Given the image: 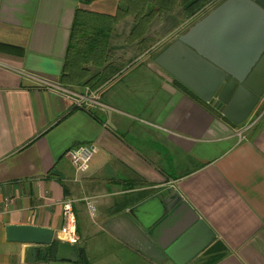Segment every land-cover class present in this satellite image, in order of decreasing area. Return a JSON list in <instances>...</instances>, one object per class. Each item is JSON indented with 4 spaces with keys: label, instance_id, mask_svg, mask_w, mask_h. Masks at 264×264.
<instances>
[{
    "label": "crops",
    "instance_id": "1",
    "mask_svg": "<svg viewBox=\"0 0 264 264\" xmlns=\"http://www.w3.org/2000/svg\"><path fill=\"white\" fill-rule=\"evenodd\" d=\"M126 1L0 0V264H81L7 239L8 227H35L63 243L64 201L72 202L88 264H264V94L236 126L200 98L214 72L178 59L176 78L155 64L227 0H209L190 19L180 6L157 13L148 4V42L129 39L135 13ZM77 12L127 16L108 43L104 74L115 72L95 91L61 83ZM158 33L165 35L154 40ZM262 33L256 14L233 4L194 42L228 68L248 58ZM102 71L90 67L91 76ZM259 116L239 141L238 128ZM79 145L97 148L84 174L67 157ZM166 190L213 238L195 231L182 239L192 216L180 207L164 213Z\"/></svg>",
    "mask_w": 264,
    "mask_h": 264
},
{
    "label": "water",
    "instance_id": "2",
    "mask_svg": "<svg viewBox=\"0 0 264 264\" xmlns=\"http://www.w3.org/2000/svg\"><path fill=\"white\" fill-rule=\"evenodd\" d=\"M233 4L242 5L247 10L255 13L263 28V33L258 36L256 47L243 63L227 68L223 65L221 58L211 55L210 52L203 49V43L200 41L195 43L194 40L214 16ZM178 59L196 63L198 68L209 71L212 75L214 72V83L212 77L208 94L200 95V98L206 103L212 102L213 107L234 125L238 126L244 123L264 94V0H227L222 7L194 24L186 33L180 35L173 44L156 58L155 64L178 78L176 73L171 70ZM261 72L263 75H261ZM259 75H261V78L257 79ZM167 195L169 196L165 200L167 207L164 213L173 207H180L187 210L192 216L191 228L185 230L184 234L181 235L182 239L195 231L209 234L213 238L206 224L200 220L177 193L173 190H166L159 197L163 198ZM6 232L7 239L12 242L45 247H50L53 244L54 231L52 230L35 227H8ZM55 259L58 262L77 263V245L58 244Z\"/></svg>",
    "mask_w": 264,
    "mask_h": 264
},
{
    "label": "trees",
    "instance_id": "3",
    "mask_svg": "<svg viewBox=\"0 0 264 264\" xmlns=\"http://www.w3.org/2000/svg\"><path fill=\"white\" fill-rule=\"evenodd\" d=\"M209 0H129L126 1V12L135 13L131 16L135 27L129 39L150 41L145 38V29L155 18V15H145L148 4L156 7V12L171 11L180 6L186 19L192 18L201 11ZM124 14L116 18H102L86 12H77L70 32L67 53L63 63L61 83L63 85L89 87L92 91L97 90L107 82L108 77L115 70H110L109 76L104 74L110 68L108 64V43L115 23L126 19ZM90 67L103 68V74L90 75ZM58 243H53L49 250L54 258ZM77 253L81 264H88L83 259V250L77 247Z\"/></svg>",
    "mask_w": 264,
    "mask_h": 264
},
{
    "label": "built area",
    "instance_id": "4",
    "mask_svg": "<svg viewBox=\"0 0 264 264\" xmlns=\"http://www.w3.org/2000/svg\"><path fill=\"white\" fill-rule=\"evenodd\" d=\"M95 96L93 95L91 98L83 97L81 98V102H87V101H94ZM261 116L256 118L255 120L251 121V124L247 126L245 129H239L236 132V137L239 141L245 140L244 131L249 128L250 126L255 125V123L260 119ZM248 125V124H247ZM97 153L96 147H89L84 145L76 146L67 152V157L72 163L76 173L78 174H84L88 168L89 163L91 162L93 156ZM63 208V222L64 225L62 229L60 230V236L63 243H67L70 245H78V236L76 231V220H75V214L72 207L71 201H64L62 204Z\"/></svg>",
    "mask_w": 264,
    "mask_h": 264
},
{
    "label": "flooded vegetation",
    "instance_id": "5",
    "mask_svg": "<svg viewBox=\"0 0 264 264\" xmlns=\"http://www.w3.org/2000/svg\"><path fill=\"white\" fill-rule=\"evenodd\" d=\"M248 124V125H247ZM247 124H243L240 128H238V130L239 129H245L247 126H249V124H251V122H249V123H247ZM254 127V125L253 126H250L249 128H247L245 131H244V135H245V137H246V135H247V133L252 129ZM237 130V131H238Z\"/></svg>",
    "mask_w": 264,
    "mask_h": 264
},
{
    "label": "rangeland",
    "instance_id": "6",
    "mask_svg": "<svg viewBox=\"0 0 264 264\" xmlns=\"http://www.w3.org/2000/svg\"><path fill=\"white\" fill-rule=\"evenodd\" d=\"M116 35H119L118 32H116ZM164 35H165V34H162V33L155 34V37H154L153 39H154V40H156V39L159 40V39H161L162 37H164ZM165 44H166V43H165ZM165 44H164V45H165ZM164 45H162V46L160 47V49H161ZM87 88L90 89L89 87H87ZM90 90L92 91V89H90Z\"/></svg>",
    "mask_w": 264,
    "mask_h": 264
}]
</instances>
